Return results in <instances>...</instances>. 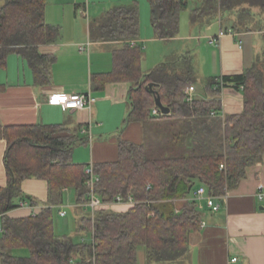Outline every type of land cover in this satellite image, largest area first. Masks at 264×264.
<instances>
[{
  "label": "trees",
  "instance_id": "16d2710c",
  "mask_svg": "<svg viewBox=\"0 0 264 264\" xmlns=\"http://www.w3.org/2000/svg\"><path fill=\"white\" fill-rule=\"evenodd\" d=\"M46 0H4L0 6V67L10 52L24 57L34 82H50L54 55L40 47L55 43L60 27L44 20ZM155 35L177 36L180 14L188 0H149ZM264 0H199L190 9V21L200 27L224 21L234 32L259 31L261 49L241 73L209 77L204 95L188 101L187 86L197 81L190 52L141 70L142 48L131 45L139 32L136 2L114 5L95 20L89 32L96 40H123L112 54V69L92 75L94 89L108 82L129 83V109L122 127L139 123V142L118 138L117 158L92 163L98 176L95 193L105 203L116 196L132 195L135 203L125 211L101 207L91 214L88 199V163H76L72 152L88 142L86 126L72 130L63 124L4 125L0 139L6 147L3 162L6 184L0 188L1 264H137V250L144 247L149 264H181L189 247V234L200 229L203 211L191 199L199 185L207 194L224 195L258 164L264 153ZM154 83L153 93L148 83ZM242 86V88H240ZM226 87L240 90L242 110L221 114V93ZM2 87H0V90ZM169 108L152 113L154 97ZM212 112H214L212 114ZM85 129V130H83ZM27 178L47 183L46 205L35 214L11 217L17 200L32 203L21 183ZM73 189L79 208L76 231L91 234V241H75L58 234L53 209L63 204L64 190ZM24 248L26 254L15 250Z\"/></svg>",
  "mask_w": 264,
  "mask_h": 264
},
{
  "label": "crops",
  "instance_id": "0c3cea01",
  "mask_svg": "<svg viewBox=\"0 0 264 264\" xmlns=\"http://www.w3.org/2000/svg\"><path fill=\"white\" fill-rule=\"evenodd\" d=\"M3 1L0 0V6ZM132 2H136L139 7V32L137 38L130 41L131 45L144 44V48L147 49L150 43L158 45L159 41L169 43L195 37L192 33L180 37L178 31L177 36L172 39L158 38L150 21L149 0H46L45 22L60 27L59 39L55 43L40 47V51L54 55V60L49 65L50 82L47 85H37L26 59L16 52L8 53L5 65L0 67V87H2L0 122L4 125L63 124L72 130L85 125L88 142L74 148L72 160L76 163L92 164L116 159L118 138L139 142L142 138L141 124L129 123L122 127L129 109L127 95L129 83L108 82L102 89H94L91 82L94 73H104L112 69V54L124 45V41L93 39L89 32L90 21L98 19L105 10L114 5ZM213 23L217 28L205 36L212 45L211 58L202 62V68H205L208 74L207 79L241 73L245 68L250 67L255 55L261 49V33L235 31L234 34L225 33L218 36L221 30L231 26L220 20H213L210 24ZM189 25L190 28L196 26L202 28L192 24L191 21ZM210 38H213L214 42H210ZM141 48L142 63L144 56L143 47ZM179 49L180 51L172 50L169 55L166 54L164 60L156 63L152 68L186 52L194 55L184 46H180ZM196 66L194 61L197 78ZM152 68H146L145 73ZM193 86L194 96L204 95V89L199 93L196 83ZM54 92L89 93L95 101L90 107L65 109L61 105L49 103L48 95ZM220 99L221 114L238 113L242 110L240 90L226 87L222 90ZM5 147V140L0 139V188L6 184L3 162ZM21 190L27 198L30 196L33 202L24 201L25 204L21 205L23 200H17V207L7 213L9 216L22 217L35 214L46 205L45 180L24 179ZM64 193L69 197L70 189H65ZM259 193L264 194V153L258 164L247 169L245 178L227 191L225 201L218 211L210 212L208 209H202L205 225L189 234L186 256L189 254L190 259L188 261L185 257L181 264L187 262L188 264H264V199H259ZM73 194V201L66 199L67 204H74L76 220L79 208L75 205L74 190ZM129 206V204H110L104 207L114 211H125ZM53 210L60 211V206ZM65 216L66 214L59 215V217ZM233 257L237 258L235 262L230 261ZM137 264H149L144 249L140 247L137 250Z\"/></svg>",
  "mask_w": 264,
  "mask_h": 264
},
{
  "label": "rangeland",
  "instance_id": "374dc122",
  "mask_svg": "<svg viewBox=\"0 0 264 264\" xmlns=\"http://www.w3.org/2000/svg\"><path fill=\"white\" fill-rule=\"evenodd\" d=\"M198 3L199 0H188V5H189L188 8L183 10L180 14L181 21H180V30L178 34V36L183 37V35H189L190 33H192L193 35H195V37L178 39L169 43L159 41L158 45H155V43H150L148 44L147 49L144 48L143 46L144 44L141 45L143 47V56H144V59L141 63V70L145 73L146 68H150V67L152 68V66H154L156 63L164 60L166 54L169 55V53L172 50L180 51L179 47L184 46L186 49H189L194 54L193 56H194V61L197 64L196 69L198 75L196 81L197 91L199 93H202L204 83L208 77L205 68L204 69L202 68V62L203 60L208 59L212 53V48H210V46L212 45L208 43L207 41L208 39H206L205 36H207V34L212 32L215 28H217V26L214 25L213 23V24L201 26L202 28H199L198 26L190 28L189 25L190 9L195 7ZM197 37H199V39ZM209 61L211 60L209 59ZM69 194L70 196L68 197L67 195L66 197L64 193L63 195L64 201L63 204L60 205V210H65L66 216L59 217L58 211L57 212L56 210L53 211V224L55 226V231L57 233L70 235L73 237L75 241L81 240L83 238L86 242H90L91 241L90 233H85L81 236L76 231L75 212L73 208L74 204L71 203L67 204L68 202L67 199L69 201H73L72 200L74 196L73 189H70ZM140 248L144 249L142 246ZM14 253L17 255H24L26 254V249L21 248L15 250ZM186 259L189 261L190 259L189 254L186 256Z\"/></svg>",
  "mask_w": 264,
  "mask_h": 264
},
{
  "label": "built area",
  "instance_id": "2783aa9c",
  "mask_svg": "<svg viewBox=\"0 0 264 264\" xmlns=\"http://www.w3.org/2000/svg\"><path fill=\"white\" fill-rule=\"evenodd\" d=\"M225 33L228 34H234L235 32L232 29L227 30H221L218 33V36H222ZM210 42H214L213 38H210ZM240 44V41H238ZM242 88V86H240ZM194 86L190 85L187 86L184 89V94L186 95V99L188 101L193 100L194 98ZM48 101L51 104H58L64 107L65 109H78V108H84V107H90L93 102L95 101V98L90 95L89 93H65V92H54L50 93L48 95ZM158 107L154 106L152 108V113L156 114L158 111ZM214 112H212L213 114ZM85 173L87 174V187L88 192L87 196L88 199L85 202L84 206L93 214L94 211L97 209L108 206L110 204H129L133 205L135 203V200L133 199L132 195H128L126 198H124L121 195L116 196L114 202L112 203H105L101 200V198L95 193L94 191V184L98 180V176L94 173L93 167L90 164L86 169ZM227 192L224 195L220 196H213L210 194H207L206 188L203 185H199L196 187L191 195V199L195 200L197 202L199 209H208L210 212H216L218 211L221 206L223 205V202L225 201ZM258 197L260 200L264 199V194L259 193ZM25 202H21V205H24ZM59 215L64 216L66 214L65 210L58 211ZM205 225V222L202 220L200 223V227H203ZM237 258L233 257L230 259L231 262H235Z\"/></svg>",
  "mask_w": 264,
  "mask_h": 264
},
{
  "label": "water",
  "instance_id": "95a60500",
  "mask_svg": "<svg viewBox=\"0 0 264 264\" xmlns=\"http://www.w3.org/2000/svg\"><path fill=\"white\" fill-rule=\"evenodd\" d=\"M153 86H154V83H152V82L147 84L146 89L148 90V92L153 93ZM154 103L162 113H167L169 111V108L162 104V102H161V100L157 94L154 97Z\"/></svg>",
  "mask_w": 264,
  "mask_h": 264
}]
</instances>
